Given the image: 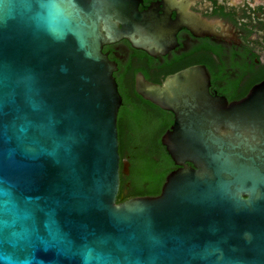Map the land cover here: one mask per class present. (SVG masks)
I'll return each mask as SVG.
<instances>
[{"label":"water","instance_id":"95a60500","mask_svg":"<svg viewBox=\"0 0 264 264\" xmlns=\"http://www.w3.org/2000/svg\"><path fill=\"white\" fill-rule=\"evenodd\" d=\"M138 4L0 0V264H264V83L229 102L204 66L139 77L174 116L161 144L177 168L159 195L117 202L123 99L103 47L176 43L117 30Z\"/></svg>","mask_w":264,"mask_h":264},{"label":"flooded vegetation","instance_id":"af4514ba","mask_svg":"<svg viewBox=\"0 0 264 264\" xmlns=\"http://www.w3.org/2000/svg\"><path fill=\"white\" fill-rule=\"evenodd\" d=\"M138 2L140 18L124 24L114 19L117 30L176 32V43L151 53L128 39L104 45L103 52L115 63L119 89L125 87L138 98L139 77L163 84L169 76L194 66L207 69L210 93L229 102L245 99L264 83V0H245L240 6L224 0ZM123 160H129H121V175L127 177Z\"/></svg>","mask_w":264,"mask_h":264},{"label":"trees","instance_id":"16d2710c","mask_svg":"<svg viewBox=\"0 0 264 264\" xmlns=\"http://www.w3.org/2000/svg\"><path fill=\"white\" fill-rule=\"evenodd\" d=\"M123 103L118 115V141L121 160L130 162V174L120 176L117 202L139 196H157L174 163L161 144L162 135L173 115L130 90L120 87ZM128 198V199H127Z\"/></svg>","mask_w":264,"mask_h":264},{"label":"rangeland","instance_id":"374dc122","mask_svg":"<svg viewBox=\"0 0 264 264\" xmlns=\"http://www.w3.org/2000/svg\"><path fill=\"white\" fill-rule=\"evenodd\" d=\"M224 1H227V2L233 3V4L236 5V6H240L242 3L245 2V0H224Z\"/></svg>","mask_w":264,"mask_h":264}]
</instances>
